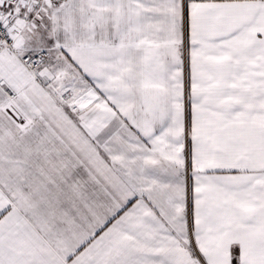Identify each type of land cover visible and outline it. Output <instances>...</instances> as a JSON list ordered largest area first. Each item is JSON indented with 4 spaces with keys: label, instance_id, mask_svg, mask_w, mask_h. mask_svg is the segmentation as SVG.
I'll return each instance as SVG.
<instances>
[{
    "label": "snow or ice",
    "instance_id": "obj_1",
    "mask_svg": "<svg viewBox=\"0 0 264 264\" xmlns=\"http://www.w3.org/2000/svg\"><path fill=\"white\" fill-rule=\"evenodd\" d=\"M0 264H264V0H0Z\"/></svg>",
    "mask_w": 264,
    "mask_h": 264
}]
</instances>
